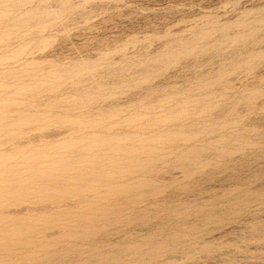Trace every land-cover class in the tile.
I'll list each match as a JSON object with an SVG mask.
<instances>
[{
	"label": "rangeland",
	"instance_id": "1",
	"mask_svg": "<svg viewBox=\"0 0 264 264\" xmlns=\"http://www.w3.org/2000/svg\"><path fill=\"white\" fill-rule=\"evenodd\" d=\"M29 2L59 15L0 43V264H264V0Z\"/></svg>",
	"mask_w": 264,
	"mask_h": 264
},
{
	"label": "bare ground",
	"instance_id": "2",
	"mask_svg": "<svg viewBox=\"0 0 264 264\" xmlns=\"http://www.w3.org/2000/svg\"><path fill=\"white\" fill-rule=\"evenodd\" d=\"M81 1H84L85 2V1H89V0H81ZM28 2H29V0H0V24L1 23L2 24L3 23L5 24V25H2V26L0 25V43H3L5 41H7L14 34L13 32H15L16 30H20V29H24V28H30V26H34L33 24H35V23H37V25H42L41 28L46 27L47 26V23L44 22V21H42V20H44V19H46L48 17H54L53 19H55V16L59 15V14H57V15L53 14V15H50V16L49 15L45 16V15H42V14L39 15L38 12H39V7L40 6L38 7V9L36 7L35 8H31L29 11H26L23 14L14 15V16L10 15L9 13H6L7 11L6 12L4 11L5 9H8L10 7L11 8H15V9H17V8L20 9L22 7H26L27 4H30L31 3V2H29V3ZM68 2H69V0H60V3L63 4V5H66ZM74 7L75 6H70L67 9H68V11H72V10H74ZM34 31H35L34 29L31 30L30 32L29 31L28 32L26 31L27 33L24 32L25 34H23V35H20L19 33H17V34H15L16 35L15 38H21V37H23L25 35L32 34V33H34ZM21 33H23V32H21ZM185 46L186 45L184 44L180 48L183 49ZM165 60H166V63H167V61H169L170 58H166ZM1 62H2V60H0V64H1ZM155 65H157V64H155ZM83 66H86V65L84 64ZM152 67H153L152 64H146V65L139 66V69L142 72H148V70L150 68H152ZM82 68L83 67L81 65H77V64L71 65V66H69L67 68H57L55 70H52V72L50 73L49 76H45L43 78L44 79H48L52 75H53V77H55V76L57 77V76H60V75L62 76L64 73H66L64 75H67V74H69V75H76L79 72H81L80 70ZM128 68H131V66L128 65L126 68H122L121 70H119L117 72H122V71H124L125 69H128ZM10 75H13V74L11 73ZM35 81H37V80H35ZM42 83H43V81H42ZM42 83H40V84H42ZM16 88H17L16 91H14V90L8 91L9 92L8 94L9 95L10 94H14V93L22 94L23 92L31 89L28 86H25V84H23V85L20 84L18 87L16 86ZM24 114L25 113H23V112L17 111V112H14L13 115L20 118ZM0 130H3V129H0ZM178 130H180V129H178ZM90 137H92V136L85 137L83 139V141L85 139H87V138H90ZM67 145H69V143L64 142L62 144L45 145V146H43V148L49 147L50 150L57 151V150H60V149H64V147H66ZM24 146H25V144H24ZM24 146L22 144L14 145L11 148V150H8L9 152L7 151L6 153H0V158H2L3 156H9V155H13V154H18L19 152H21V151H23V150L26 149Z\"/></svg>",
	"mask_w": 264,
	"mask_h": 264
}]
</instances>
